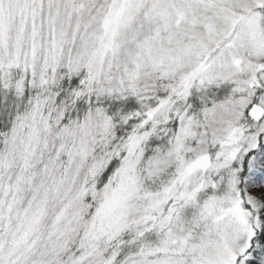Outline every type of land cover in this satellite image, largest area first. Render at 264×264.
I'll list each match as a JSON object with an SVG mask.
<instances>
[{"label":"snow or ice","instance_id":"snow-or-ice-1","mask_svg":"<svg viewBox=\"0 0 264 264\" xmlns=\"http://www.w3.org/2000/svg\"><path fill=\"white\" fill-rule=\"evenodd\" d=\"M0 264H264V0H0Z\"/></svg>","mask_w":264,"mask_h":264}]
</instances>
